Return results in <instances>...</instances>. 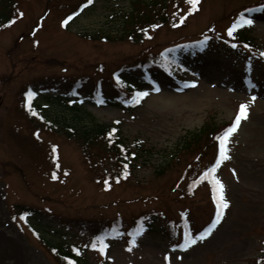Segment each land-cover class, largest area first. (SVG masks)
Returning a JSON list of instances; mask_svg holds the SVG:
<instances>
[{
    "label": "rangeland",
    "instance_id": "rangeland-1",
    "mask_svg": "<svg viewBox=\"0 0 264 264\" xmlns=\"http://www.w3.org/2000/svg\"><path fill=\"white\" fill-rule=\"evenodd\" d=\"M80 1L18 0L19 15L0 30V264H62L42 238L79 247L81 264H252L264 252V11H244L259 47L227 51L216 38L226 33L231 15L260 0H203L200 10L181 11L191 16L180 31L156 26L149 39L138 41L121 37L116 16L129 0H95L63 26V16ZM212 23L215 43L189 52L182 40H193ZM161 48L184 82L158 75L131 112L79 101L70 92L78 79L84 89L98 79L109 87L112 70ZM28 84L39 88L53 121L78 120L70 109L75 102L100 123L119 120L126 142L140 140L149 153L132 175H121L99 147H85L38 112L28 113L21 104ZM241 104L248 105L247 118L232 133L230 158L219 172L228 207L201 240L216 211L211 187L198 179L208 159L199 164L198 150L179 151L209 118L224 126ZM210 146L205 151L213 155ZM24 205L36 216L20 217ZM154 214L153 224L148 215ZM99 227L116 232L105 239L103 254L88 246ZM185 231L196 243L176 247Z\"/></svg>",
    "mask_w": 264,
    "mask_h": 264
},
{
    "label": "trees",
    "instance_id": "trees-1",
    "mask_svg": "<svg viewBox=\"0 0 264 264\" xmlns=\"http://www.w3.org/2000/svg\"><path fill=\"white\" fill-rule=\"evenodd\" d=\"M183 1L185 0H129V8L127 10H121L116 14L122 23L121 37L138 41V39L144 37L143 35L148 33L149 29L154 25L169 22L172 16L171 9L174 6L177 7L178 4ZM93 2L94 0H92V3ZM17 3L18 0H0V29L8 25L14 19L18 11L16 8ZM87 5H90L87 3V0H82L75 9L78 6L85 7ZM240 36L246 39L245 34H241ZM123 81H125V83L130 82V84L133 85V82L126 78L121 80V82ZM29 87L31 88V85H29ZM73 89L77 90L78 88L73 87ZM27 91L26 89V92ZM90 96L91 98L97 97V100L99 99L106 104H114L125 111H131L132 109V107L123 103V98L120 94H113L109 97H103L102 94H98V96L91 94ZM31 100H33V97ZM34 108L41 111L45 109V106L38 104ZM70 109L74 113V119L78 120L60 124L59 120L57 121L56 119L53 121L51 117L48 118L50 126L56 129L58 133L69 139H74L85 147L91 145L99 147L101 151L108 156L110 163L120 166L122 170L120 171L121 175L125 174L130 176L134 168H136L140 158L145 153H149L150 150L145 149L143 142H140V140H135L133 142L134 145H129L126 142L119 122L109 124L100 123L92 113L78 105H74L70 107ZM84 114L86 117L83 116ZM223 128L224 126L217 125L209 118L199 131L193 132L192 135L184 141L179 153L184 152V150H198L195 154L194 161L202 164L205 158L208 159L206 165L202 167V170L205 171L217 151L218 140L216 137L222 134ZM210 145L214 146L213 155L205 151L207 148L209 150L212 149ZM178 154L175 156L177 157ZM218 173L219 169H217L216 176ZM23 209L25 211L32 210L27 207H23ZM47 243L55 249L56 257L62 264H68L69 260H74L76 264H79L77 253L71 250L67 245L50 241H47ZM252 264H264V252L258 256V258H255Z\"/></svg>",
    "mask_w": 264,
    "mask_h": 264
},
{
    "label": "snow or ice",
    "instance_id": "snow-or-ice-1",
    "mask_svg": "<svg viewBox=\"0 0 264 264\" xmlns=\"http://www.w3.org/2000/svg\"><path fill=\"white\" fill-rule=\"evenodd\" d=\"M199 0H187V3L191 4L192 9H195L196 5L198 4ZM88 4L92 3V0H87ZM261 10L264 11V6H261ZM247 12H253L255 9H247ZM22 16L23 13H20ZM73 15H76L75 13ZM72 19V15L68 16L63 23L67 25L68 21ZM183 20V17H181V21ZM253 23V20L246 17L244 13H241L238 18L233 22L232 26L227 30L228 35L232 36L233 32L235 29L243 26H250ZM247 47V45H245ZM232 47H236L235 44L232 45ZM262 56H264V53H261ZM159 91V89H156ZM35 95V93L29 91L27 93V96L29 98V101H31L32 97ZM147 92H137L136 93V99L138 100L142 96H146ZM30 107V104H29ZM247 109L248 105L247 104H241L239 108V112L236 115L235 121L233 124L228 127L227 129L224 130V132L217 136L216 139L219 141V148H218V156L215 160V162L209 166L202 174L200 177L201 181L207 180L211 186H212V191H213V199L216 203V215L215 218L213 219L211 225L202 233L199 235V239H204L207 235H209L212 231L213 228L219 223L224 209L228 207V201L225 198V193H224V185L220 181V179L216 176L217 169L219 168L220 164L222 161L229 159L228 155V142L230 140V137L232 133L236 131L238 128L240 121L242 119L247 118ZM55 152V148L53 149ZM53 178H55V174H53ZM107 183V182H105ZM195 183V182H194ZM139 231V229H138ZM196 243V238L191 235L189 231H185L183 233V243L182 244H177L176 247L180 248H187L191 244ZM93 249H97L101 254L105 252V249L107 248V244L104 242V237L103 236H98L96 239L88 245ZM77 252H79L78 249H75ZM68 264H76L74 260H69Z\"/></svg>",
    "mask_w": 264,
    "mask_h": 264
}]
</instances>
